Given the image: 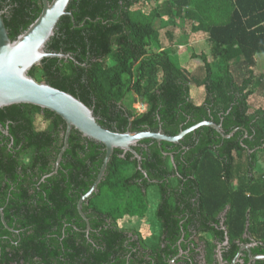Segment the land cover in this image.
I'll use <instances>...</instances> for the list:
<instances>
[{"label": "trees", "instance_id": "obj_1", "mask_svg": "<svg viewBox=\"0 0 264 264\" xmlns=\"http://www.w3.org/2000/svg\"><path fill=\"white\" fill-rule=\"evenodd\" d=\"M42 8V0H0L10 37ZM68 11L47 47L73 58H45L30 74L83 101L103 127L176 135L209 120L226 134L237 131L224 138L202 126L178 143L146 139L134 147L140 162L116 149L98 191L82 205L87 232L78 202L97 179L105 146L73 129L58 171L46 177L55 170L66 122L31 104L1 108L9 134L0 131V207L13 231L0 215V264H135L133 237L146 243L137 228L149 222L150 189L164 198L168 184L182 182L196 184L208 211L229 205L231 243L249 232L264 244V104L251 110L250 102L253 79L264 80L253 74L264 54V0H71ZM170 15L189 24L191 57L201 58L203 78L162 44L160 28ZM235 67L247 68L241 82ZM197 81L205 87L200 104L191 94ZM131 94L148 104L146 112L127 103Z\"/></svg>", "mask_w": 264, "mask_h": 264}, {"label": "water", "instance_id": "obj_2", "mask_svg": "<svg viewBox=\"0 0 264 264\" xmlns=\"http://www.w3.org/2000/svg\"><path fill=\"white\" fill-rule=\"evenodd\" d=\"M71 0H42L43 8L38 18L16 39H12L0 10V109L15 104H31L42 109H48L58 114L66 122L64 144L58 154L55 170L46 177L55 174L61 164L64 153L69 147V139L73 129L78 130L83 137L102 143L105 146V157L100 172L91 189L85 193L78 202L80 215L87 223L86 231H90V221L82 209L83 203L98 191L99 184L107 171L109 162L116 149L131 152L138 160L141 156L134 149L146 139L178 143L185 135L202 126L212 127L224 138L232 137L237 129L226 134L221 124L204 120L193 126L182 129L176 135H168L162 128L154 132L152 130L125 132L113 131L103 127L94 114V110L76 96L60 90L44 81H39L30 74L31 69L40 65L45 58H73L70 54L48 51V43L55 35L59 21L63 16H72L68 11ZM0 131L9 134L8 126L0 122ZM165 153V152H164ZM173 159V156H172ZM139 167L141 168L140 164ZM0 215L3 224L9 227L5 220L4 209L0 207ZM227 241L229 237H226ZM217 258L223 264L221 247ZM258 258L264 259V255ZM172 260L170 264H174ZM237 260L233 262L235 264Z\"/></svg>", "mask_w": 264, "mask_h": 264}, {"label": "flooded vegetation", "instance_id": "obj_3", "mask_svg": "<svg viewBox=\"0 0 264 264\" xmlns=\"http://www.w3.org/2000/svg\"><path fill=\"white\" fill-rule=\"evenodd\" d=\"M168 186V197L164 198L158 188L150 189L146 209L149 222L143 229L137 228L146 234V243L138 235L133 237L137 252L135 264H170L172 260H175L174 264H220L217 258L220 247L223 264H233L235 260V264L264 263V259L258 258L264 255V244L254 239L251 233L244 232L235 243L230 242L225 225L229 205L222 211L214 205L208 211L207 204L202 203L199 188L197 191L186 182ZM158 245L159 249L155 250Z\"/></svg>", "mask_w": 264, "mask_h": 264}, {"label": "rangeland", "instance_id": "obj_4", "mask_svg": "<svg viewBox=\"0 0 264 264\" xmlns=\"http://www.w3.org/2000/svg\"><path fill=\"white\" fill-rule=\"evenodd\" d=\"M169 20V22L167 21ZM159 21H161L159 19ZM159 25V23H158ZM163 25V24H162ZM191 31L189 24L186 22L185 18L176 19L174 16L170 15L165 16V25L160 28V40L164 46L175 49L171 52V58L175 60L179 65L187 68L189 72L191 71L195 77L203 78L204 73L199 70L202 65L201 58H193L191 57V39H190ZM253 74L258 76L260 74H264V54L259 55L257 66L253 68ZM247 68L242 69L241 71L237 69V67L233 68V73L241 82L243 78V74H248L246 72ZM256 79V78H255ZM253 79L252 89L254 90L253 95L250 97L251 102V110L259 107L264 104V80L262 84ZM198 83V84H197ZM194 83L192 86V97L194 101L198 104L202 103L205 99V87L202 83L198 82ZM127 103L134 109L137 113L146 112L148 109V104L144 102L142 99L137 97L136 95H129L127 97ZM42 118H40V121ZM42 127L45 126V123L42 121ZM260 161L264 162L263 154H259ZM237 185V184H235ZM131 226L134 225V222H129Z\"/></svg>", "mask_w": 264, "mask_h": 264}, {"label": "bare ground", "instance_id": "obj_5", "mask_svg": "<svg viewBox=\"0 0 264 264\" xmlns=\"http://www.w3.org/2000/svg\"><path fill=\"white\" fill-rule=\"evenodd\" d=\"M67 246V245H66Z\"/></svg>", "mask_w": 264, "mask_h": 264}]
</instances>
